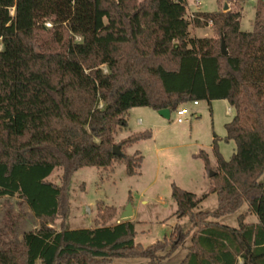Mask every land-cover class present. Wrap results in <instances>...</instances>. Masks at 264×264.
<instances>
[{"label": "trees", "instance_id": "obj_1", "mask_svg": "<svg viewBox=\"0 0 264 264\" xmlns=\"http://www.w3.org/2000/svg\"><path fill=\"white\" fill-rule=\"evenodd\" d=\"M217 2L230 6L195 12L192 20L187 0H0V199L17 196L19 207L40 223L19 239L25 214L10 216L0 237V264H161L191 231L180 264H264V0L251 32L241 30L246 0ZM192 26H210L214 38L192 37ZM215 100L234 110L225 128L236 146L226 161L216 136L213 141L216 211L195 212L201 199L172 185L176 214L188 216L192 227L184 232L177 226L152 246L136 243L131 221L109 225L115 207H104L94 228L63 227L75 172L123 161L128 176L140 175V152L113 154L130 110L173 112ZM152 137L151 131L134 133L118 146ZM196 157L210 167L206 152ZM57 169L59 185L48 180ZM244 205L257 223H245V215L238 228L212 220ZM57 221L62 229L49 227Z\"/></svg>", "mask_w": 264, "mask_h": 264}, {"label": "rangeland", "instance_id": "obj_2", "mask_svg": "<svg viewBox=\"0 0 264 264\" xmlns=\"http://www.w3.org/2000/svg\"><path fill=\"white\" fill-rule=\"evenodd\" d=\"M258 1L246 0L243 4L240 21L244 32L253 30ZM196 2L200 3L199 7L195 6ZM187 3L192 12H215L226 6H220L217 0H187ZM229 6L227 4V8ZM188 19H191L190 16ZM45 25L51 27L49 22ZM191 35L194 38H214L212 29L207 27L196 29L193 26ZM103 69L106 71L105 67ZM185 106L189 110V115L186 116L188 122L181 124L176 121L175 111L171 112L169 120L158 117V111L150 108H134L129 111L128 127L117 132L115 146L131 133L151 131L152 139L121 149L125 157L133 156L137 151L141 153L143 163L140 175L128 176L123 161L107 169L86 167L75 172L69 187L70 214L63 226L65 229L94 228L104 207L116 208L117 216L109 222V225H115L123 221L122 214L130 205L133 215L127 220L135 225L137 244L149 247L165 238L169 239L177 226L187 232L191 230L192 224L188 216L179 218L176 214L177 205L172 198V185L194 193L201 199L195 212H214L218 209L219 197L212 191L215 181L211 177L212 172L218 174L213 153L214 136L217 137L218 150L226 161L236 149L233 141L226 140L225 125L231 120L227 105L217 100L213 105L202 101L198 106H194L193 102ZM201 151L209 155V168L202 159L196 157ZM61 177L62 170L57 169L48 180L59 185ZM259 182L264 184V172ZM19 212L25 214L19 219V239L24 232L39 227L40 223L31 211L26 207H19L17 196L3 198L0 199V237L8 227L10 216L15 217ZM241 215H245V223L258 222L247 205L234 214L212 220L238 228ZM49 227L62 229L61 221L50 224ZM193 234L194 231H191L183 244L161 264H180L192 244ZM113 264L150 263L145 259H120L114 260Z\"/></svg>", "mask_w": 264, "mask_h": 264}, {"label": "water", "instance_id": "obj_3", "mask_svg": "<svg viewBox=\"0 0 264 264\" xmlns=\"http://www.w3.org/2000/svg\"><path fill=\"white\" fill-rule=\"evenodd\" d=\"M225 9H227V7H225ZM221 49H222V54L224 56H226L228 54L227 52V49H226V46H225V42H224V39H222V45H221ZM158 114L166 119V120H169L170 117H171V111L169 109H163V110H159L158 111ZM113 154L115 156H119V157H122L123 156V153L121 151V148L120 146H114L113 147ZM214 175V172L211 173V177H213ZM133 215V212H132V209H131V206L129 205L126 210L124 211V213L122 214V220H127L129 219L130 217H132Z\"/></svg>", "mask_w": 264, "mask_h": 264}, {"label": "built area", "instance_id": "obj_4", "mask_svg": "<svg viewBox=\"0 0 264 264\" xmlns=\"http://www.w3.org/2000/svg\"><path fill=\"white\" fill-rule=\"evenodd\" d=\"M195 6L196 7H199L200 6V3L199 2H196L195 3ZM190 18L193 20L195 18V15L194 13H192L190 15ZM194 105H197L198 102H194L193 103ZM176 121L177 123H184V122H188V119L186 118L187 115H189V110L187 109V107L185 105L179 107L176 111Z\"/></svg>", "mask_w": 264, "mask_h": 264}, {"label": "crops", "instance_id": "obj_5", "mask_svg": "<svg viewBox=\"0 0 264 264\" xmlns=\"http://www.w3.org/2000/svg\"><path fill=\"white\" fill-rule=\"evenodd\" d=\"M195 7V6H194ZM191 13H195V12H192V11H190V9H189V5H188V3H187V17L188 16H190V14ZM193 27V26H192ZM191 27V28H192ZM207 28H209V30L211 29V27L209 26H206ZM196 29H201V28H198V27H195ZM210 32V31H209ZM192 36V35H191ZM215 101H217V100H215ZM215 101H212V102H210L209 104L210 105H213V103L215 102ZM219 101H222V102H224L225 103V105H227V113H228V115H229V117L231 118V120H232V118L234 117V110H233V108L232 107H230V105L227 103V101L226 100H219ZM198 103H200V102H198ZM194 106H198V104L197 105H194ZM134 111V110H133ZM158 117H161L160 115L158 116ZM162 119H164V118H162ZM230 120V121H231ZM139 123L141 124V120H139ZM229 123V122H228ZM141 132H143V131H141ZM135 133H138V132H135ZM132 134H134V133H131L130 135H132ZM130 135H128L127 137H129ZM127 137H125V138H127ZM153 138V137H152ZM214 139H215V136H214ZM214 141V140H213Z\"/></svg>", "mask_w": 264, "mask_h": 264}]
</instances>
